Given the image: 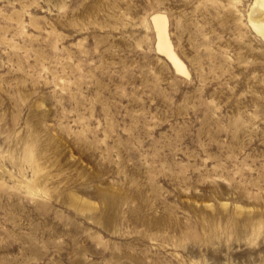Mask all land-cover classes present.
<instances>
[{
  "label": "rangeland",
  "instance_id": "1",
  "mask_svg": "<svg viewBox=\"0 0 264 264\" xmlns=\"http://www.w3.org/2000/svg\"><path fill=\"white\" fill-rule=\"evenodd\" d=\"M254 1L0 0V264H264Z\"/></svg>",
  "mask_w": 264,
  "mask_h": 264
},
{
  "label": "bare ground",
  "instance_id": "2",
  "mask_svg": "<svg viewBox=\"0 0 264 264\" xmlns=\"http://www.w3.org/2000/svg\"><path fill=\"white\" fill-rule=\"evenodd\" d=\"M249 16L259 17V19L256 18L258 20H250V23L264 42V0L254 1ZM150 20L156 30L157 52L164 55L178 73L187 75L188 72L184 64L178 59V57L173 51V47L167 33V20L165 16L160 14H155L151 16Z\"/></svg>",
  "mask_w": 264,
  "mask_h": 264
}]
</instances>
